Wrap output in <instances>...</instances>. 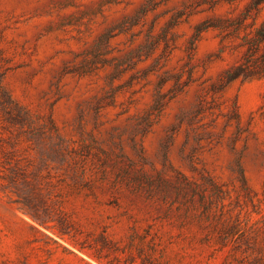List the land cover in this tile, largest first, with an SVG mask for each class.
Masks as SVG:
<instances>
[{"label":"rangeland","instance_id":"obj_1","mask_svg":"<svg viewBox=\"0 0 264 264\" xmlns=\"http://www.w3.org/2000/svg\"><path fill=\"white\" fill-rule=\"evenodd\" d=\"M252 1L0 0V264H264Z\"/></svg>","mask_w":264,"mask_h":264},{"label":"trees","instance_id":"obj_2","mask_svg":"<svg viewBox=\"0 0 264 264\" xmlns=\"http://www.w3.org/2000/svg\"><path fill=\"white\" fill-rule=\"evenodd\" d=\"M264 0H254L249 3L246 11H250L253 7H256L258 12L260 11L259 4L263 3ZM240 17V21L234 25V31L231 32V36L241 37L239 46L243 49L241 58L227 67L223 71L222 78L215 87L222 89L225 85L231 83L234 80H248L253 78H264V20L259 23L251 32H246L242 36L239 34L240 22L247 18V13L244 12ZM205 25L201 28H197L195 36H193V43L199 38L200 32L210 27L223 29L227 27L223 18H214L213 22L205 21ZM229 37V36H228ZM221 85V86H220ZM217 89V88H215ZM235 112H237V104H235Z\"/></svg>","mask_w":264,"mask_h":264}]
</instances>
